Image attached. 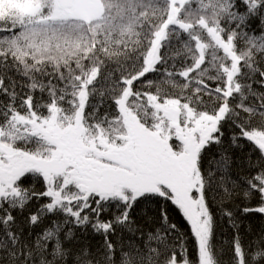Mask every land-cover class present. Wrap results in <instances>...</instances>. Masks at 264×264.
I'll list each match as a JSON object with an SVG mask.
<instances>
[{"label": "snow or ice", "instance_id": "6c2138e0", "mask_svg": "<svg viewBox=\"0 0 264 264\" xmlns=\"http://www.w3.org/2000/svg\"><path fill=\"white\" fill-rule=\"evenodd\" d=\"M0 264H264V0H0Z\"/></svg>", "mask_w": 264, "mask_h": 264}, {"label": "trees", "instance_id": "16d2710c", "mask_svg": "<svg viewBox=\"0 0 264 264\" xmlns=\"http://www.w3.org/2000/svg\"><path fill=\"white\" fill-rule=\"evenodd\" d=\"M173 220L176 222L178 225L184 224L185 222L183 221V218L179 215L178 211L173 213ZM182 230H187L186 227L182 228ZM189 251L193 252V248L191 245H189Z\"/></svg>", "mask_w": 264, "mask_h": 264}]
</instances>
